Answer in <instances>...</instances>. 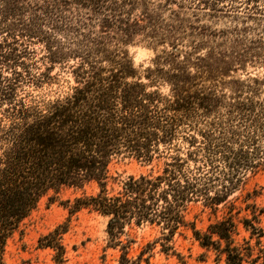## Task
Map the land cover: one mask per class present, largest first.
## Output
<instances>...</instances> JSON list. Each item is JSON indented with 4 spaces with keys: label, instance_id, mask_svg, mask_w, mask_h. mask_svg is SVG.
<instances>
[{
    "label": "trees",
    "instance_id": "16d2710c",
    "mask_svg": "<svg viewBox=\"0 0 264 264\" xmlns=\"http://www.w3.org/2000/svg\"><path fill=\"white\" fill-rule=\"evenodd\" d=\"M184 10L205 22L187 24ZM228 13L240 25L214 29ZM194 36L203 55L162 51L143 76L124 50ZM247 64L264 66V0H0V264L39 202L65 188L83 191L62 204L68 222L82 210L104 218L118 264L149 262L157 246L174 255L189 230L216 264H264V208L242 194L246 175L264 172V74L227 80ZM124 160L164 161L123 177L113 167ZM198 203L221 212L204 231L187 220ZM68 227L38 240L53 264L66 262ZM143 228L159 235L133 258Z\"/></svg>",
    "mask_w": 264,
    "mask_h": 264
},
{
    "label": "rangeland",
    "instance_id": "374dc122",
    "mask_svg": "<svg viewBox=\"0 0 264 264\" xmlns=\"http://www.w3.org/2000/svg\"><path fill=\"white\" fill-rule=\"evenodd\" d=\"M175 10L176 7H173ZM168 14L164 17L167 18ZM182 19L187 24H193L194 18L191 16L190 10H184ZM205 20L196 22L193 24L197 26L200 23H204ZM213 24V28L217 30L232 28L238 24L236 22L235 14H226L220 17L219 20ZM250 25V23L248 22ZM190 28V27H189ZM191 32H189V35ZM254 37V33H249L246 38ZM207 42L201 36H194L182 39L177 42L176 49L173 48L169 42L161 43L157 46V49L146 45L141 39L136 40L135 43L130 44L124 50L127 51L129 57L132 60L135 70L140 76L144 75L147 68H151L153 60L156 55L161 54L162 51H173L179 55H183L184 52L189 51V60L196 58L198 55H203ZM192 47H198L199 49L194 52ZM37 49V50H36ZM36 61L37 67L40 70H44V63L38 60L41 58V53L36 48ZM59 71L55 69L53 74ZM264 74L263 65L247 64L243 69H239L237 73H230V79H245L247 76H261ZM69 74L62 73L59 79L69 80ZM146 82L145 79L142 80ZM62 83V82H61ZM60 83V84H61ZM66 84L63 83V87ZM57 86H53V90ZM30 88H25V90ZM169 91L168 86H161L160 92L167 94ZM39 92H34L38 94ZM184 145L183 147H185ZM185 148L182 149L185 152ZM162 160L157 166H142L141 164L124 160L114 165L113 171H117L123 177L126 176H138L140 174H146L151 169L157 170L162 166ZM242 194L250 193L257 194L253 199V202L259 208H264V172H259L255 175L247 174L245 183L242 186ZM96 191L95 187L88 186L84 189L87 194H93ZM83 191L75 189H62L57 195L53 193L43 198L37 208L26 218L19 230L8 241L5 250V262L7 264H53L52 255L53 252L49 249H41L38 247V240L53 231L56 227L68 223V231L62 236V244L66 249V262L65 264H118V257L120 252L117 250L108 249L104 251L106 247V220L95 213L82 210L78 214L72 216L68 222V212L62 205L67 200H72L82 194ZM239 193H236L238 195ZM244 215V213H242ZM221 217V212L217 215L212 214L208 209L202 207L201 204H195L191 206L187 214V220L193 222L195 227L200 230H206L207 226L213 223L215 220ZM158 230L152 228H143L135 232L136 243L132 245L130 255L133 258L138 256L140 247L147 242L152 241L157 237ZM244 235L242 232L237 240H241ZM264 243V242H263ZM174 255L169 253L168 255L159 252L160 246H157L153 255L149 258V262H140V264H216L215 255L201 248L199 244L193 239L191 231H183V235H177L173 241Z\"/></svg>",
    "mask_w": 264,
    "mask_h": 264
}]
</instances>
